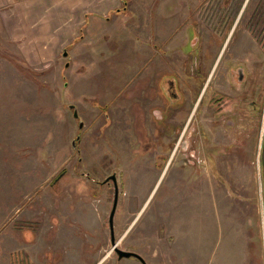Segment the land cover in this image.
<instances>
[{
	"label": "rangeland",
	"instance_id": "374dc122",
	"mask_svg": "<svg viewBox=\"0 0 264 264\" xmlns=\"http://www.w3.org/2000/svg\"><path fill=\"white\" fill-rule=\"evenodd\" d=\"M221 1L130 0L128 10L110 12L100 4L121 7L120 0H49L44 7L1 2L0 264L137 262L118 260L112 249L114 190L100 182L113 173L117 248L137 253L153 245V226L144 237L138 231L154 203L174 194L178 169L170 158L157 179L149 154L156 131L166 130L153 115L156 79L184 59L186 6L204 3L194 16L205 14L201 32L207 36L210 9ZM250 3L243 24L254 20L244 29L254 40L264 24V0ZM135 35L141 52L119 41ZM260 134L254 166L242 165L238 173L241 199L232 201L225 188L220 201L203 200L207 213L201 215L193 193L185 243L160 253V264H264ZM161 235L165 245L172 242L168 227Z\"/></svg>",
	"mask_w": 264,
	"mask_h": 264
},
{
	"label": "flooded vegetation",
	"instance_id": "af4514ba",
	"mask_svg": "<svg viewBox=\"0 0 264 264\" xmlns=\"http://www.w3.org/2000/svg\"><path fill=\"white\" fill-rule=\"evenodd\" d=\"M250 1L222 0L217 3L218 8L210 9L211 13L206 10L208 14L215 13L207 36L201 32L205 25L201 19L205 14L194 16V11L200 12L204 3L197 4L196 10L188 4L187 44L180 51L184 59L178 61V69L173 65L158 73L153 115L157 123L165 124L166 130L156 131L157 145L149 154L154 155L157 179L164 173L170 158L177 161L178 175L182 179L176 180L179 185L175 194L188 185L190 193L200 195L202 202L208 198L218 202L219 192L226 188L228 196L233 195L232 201H239L238 173L242 165L254 166L259 132L258 153L261 150L264 140V24L254 40L251 34L244 32L249 21H254L250 17L243 24ZM235 32L238 36L232 41ZM155 47L160 50L157 44ZM171 126L172 131L168 130ZM113 174L115 182L103 183ZM113 174L100 184L112 183L114 203L118 187L116 174ZM59 180L60 175L53 183ZM204 212L207 213V208Z\"/></svg>",
	"mask_w": 264,
	"mask_h": 264
},
{
	"label": "crops",
	"instance_id": "0c3cea01",
	"mask_svg": "<svg viewBox=\"0 0 264 264\" xmlns=\"http://www.w3.org/2000/svg\"><path fill=\"white\" fill-rule=\"evenodd\" d=\"M2 1L4 0H0V8H2V5H1ZM12 1L13 2L11 4L15 5V7H19L21 5L23 6L28 5L33 2H40L41 7H44V5H46V2H48L49 0H12ZM120 1H121V7H114L111 3L110 4L106 3L104 4V7L100 4V9L106 10V11L109 10V12L115 9L118 11H121L124 9V7H123L122 0ZM129 1L127 0L125 10L126 9L128 10L127 5L129 4ZM132 9H136V8L133 7ZM61 36H62V41L65 40L64 32H62ZM140 36H142V33H140ZM127 39L126 40L118 39V40L122 41L123 43H128L124 45L126 50L132 48V49H136L137 52H141L140 47L142 48V46H139L140 44L137 42L138 38L136 37V35L132 39H129V38ZM73 42H75V39H73ZM178 179H182V178L181 177L179 178L178 171H176L172 179V187H171V189H173L174 191L178 188L179 184L176 182V180ZM193 197L195 196L190 193L188 185H185V188H183V191H181L180 193L164 194L157 202L154 203L151 214L148 216L147 221L146 220L144 221L143 225L141 226L142 228L139 229L138 231V233H140V235H143L144 237L146 235V231L148 230V226L149 227L153 226V230H152L153 231V243H152L153 245L149 246L148 248L142 245V247L139 248L137 252L143 258V260L146 261L145 262L146 264L162 263L161 262L162 258L158 257L160 253H163L165 249H171L170 245L172 244L178 246V245H181L182 243H185V238L182 239V237H184L183 235L186 234V232H188L191 227L189 222L192 216L188 211L191 210L192 208L190 204L193 202ZM198 198L201 200L199 202V204L201 205L200 214L205 215L206 212L203 213L202 199L201 197H198ZM172 202L175 203L174 207L171 204ZM249 223L254 224V222L251 219H249ZM163 227H168L170 234L173 235L172 242L170 244L168 243L169 245H165L167 241L161 235ZM262 250H263V257H264V245H263ZM136 261L137 262H133L131 264H142L138 259H136Z\"/></svg>",
	"mask_w": 264,
	"mask_h": 264
},
{
	"label": "water",
	"instance_id": "95a60500",
	"mask_svg": "<svg viewBox=\"0 0 264 264\" xmlns=\"http://www.w3.org/2000/svg\"><path fill=\"white\" fill-rule=\"evenodd\" d=\"M63 56L64 57L67 56L66 51L63 52ZM70 108H73V106H70ZM73 112H74L73 113L74 117L77 118L78 114H77L76 110H74ZM79 126L81 127L82 124L80 123ZM258 166H259V172H260L261 202H262V216H263V230H264V140L262 141V147H261V150H260L259 155H258ZM109 180H112L115 182V180H116L115 175L113 174L112 176L108 177L107 179L104 180L103 183H105ZM115 188H116V183H115ZM116 202H117V190L115 192L113 208H112L110 218H109L110 235H111L110 241L112 244V249L117 254L118 260L135 258V259H138L142 264H146L145 261L143 260V258L139 254H137L135 252H131V251H124V250L117 248V243L115 242V239H114V231H113V227H112V218L114 215V211L116 209Z\"/></svg>",
	"mask_w": 264,
	"mask_h": 264
},
{
	"label": "trees",
	"instance_id": "16d2710c",
	"mask_svg": "<svg viewBox=\"0 0 264 264\" xmlns=\"http://www.w3.org/2000/svg\"><path fill=\"white\" fill-rule=\"evenodd\" d=\"M122 2H123V7L125 8L126 7L127 0H122Z\"/></svg>",
	"mask_w": 264,
	"mask_h": 264
}]
</instances>
